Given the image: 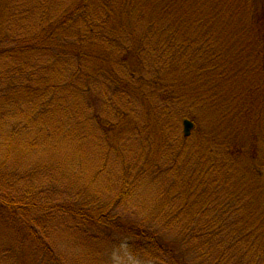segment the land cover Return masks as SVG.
Listing matches in <instances>:
<instances>
[{"label":"rangeland","instance_id":"374dc122","mask_svg":"<svg viewBox=\"0 0 264 264\" xmlns=\"http://www.w3.org/2000/svg\"><path fill=\"white\" fill-rule=\"evenodd\" d=\"M71 3L72 0H8L6 6L0 7L7 43H10V37L36 36L43 26H49L63 15L62 11L70 9L74 5L70 6ZM247 14L246 9L245 17ZM145 18H130L126 29L120 31L110 22V28L114 27L112 31L123 35L121 42L129 49L139 41L148 49L150 41L142 38L147 31ZM12 32L16 35L11 36ZM102 46L111 54L112 69L105 67L103 79L100 77L89 83L91 92L88 98L61 87L73 69L65 57L58 61L51 53L40 54L36 50L19 61L12 58L0 60V86L8 80H23L25 83L29 79L34 88L42 89L40 99L50 98L57 102L77 96V100L68 101L69 105H73L72 112L75 109L77 114L84 115L76 117H84L86 121L85 138L79 139L80 143L53 135L42 148L35 147L34 151L29 150L27 142L14 145L11 164L12 161L20 163L23 171L35 167L31 177L35 183L42 176L60 178L56 189L45 190L47 196L40 200L41 203L60 205L63 202L73 206L66 213L50 207L42 214L39 210L32 214L35 219L38 213L51 216L39 227L38 233L55 251V259L48 257L40 248V242L25 231L18 215L12 217L5 210L9 220L0 219V253L5 251L6 255H0V264H251L250 254L245 253L246 242L250 240L248 232L259 228L257 219L262 208L254 207L255 213L242 208L231 214L241 200L249 206L248 197L254 187L249 182L241 187L244 193L235 198L228 197L233 193L231 184L236 174L247 172L252 166V158L244 152L233 156L234 144H244L247 150L251 145L256 146L264 156V90L255 88L257 81L252 71L246 69L236 75L233 71L224 74L225 77L209 75L213 79L205 75L198 78L196 76L201 72L197 69L209 66L210 53L203 49L200 54L188 55V59L193 58V67L189 66L188 60L182 64L184 72L181 68L177 73L173 72V76L180 77L177 80L171 77L172 74L167 77L165 71L160 84L155 88L148 87L142 101L121 93L120 85L112 82L117 78L129 80L137 86L136 78L134 81L128 78L130 71L126 65L129 60L125 61L123 57L126 51L110 41L104 40ZM142 55L148 56L144 50ZM148 57L144 60L150 62V72L146 75L150 80L159 62ZM244 59L241 55L236 68L246 66ZM224 63V71L230 69L228 59ZM109 74L117 75L107 77ZM137 74L135 72V76ZM176 90L180 94L168 93H177ZM40 99L29 98L28 103L33 104L26 106L25 110H22L25 104L20 105L16 112L0 106V163L8 151L4 137L7 138L9 129L16 124L14 121L28 119L31 108ZM0 103H4L3 98ZM53 110L61 118L64 114H72L70 109L63 112L56 106ZM22 111L25 113L18 119ZM185 119L193 123L188 137L184 135ZM43 121L51 123L53 120L43 116L36 120L37 123ZM35 135L25 134L24 141H31ZM256 139H259V145ZM230 147L232 152L229 153ZM122 189L131 192L120 201ZM0 197H3L2 193ZM229 199L232 201L228 207L217 206L226 212H218L215 217L226 224L212 241L206 237L214 232L211 226L207 227L214 215L210 209L202 212L201 203L204 200L212 208L214 203ZM189 202L194 203L192 211H188ZM79 211L83 212V217L77 215ZM104 214L106 217L96 225L90 223V219L86 221ZM114 218L145 227L149 233L161 236L160 241L166 240L173 245L174 254L158 248L150 237L140 239L122 234L110 222ZM233 221L235 225L230 229L229 223ZM186 230L190 231L189 234ZM262 238L263 235L259 234L257 240H253V249L257 244V248L263 244ZM227 241L231 242L232 250L222 253ZM217 242H220V248ZM260 259L254 264H264V257Z\"/></svg>","mask_w":264,"mask_h":264},{"label":"trees","instance_id":"16d2710c","mask_svg":"<svg viewBox=\"0 0 264 264\" xmlns=\"http://www.w3.org/2000/svg\"><path fill=\"white\" fill-rule=\"evenodd\" d=\"M7 2L8 0H0V7L6 6ZM70 6V9L67 8L65 11H62L63 15L58 20L52 21L49 26H43L37 31L39 33L36 36L29 38L25 36L23 38L10 37V43H7L8 41L5 38L4 34H7L5 20L0 15V60L12 58L19 61L36 50L40 51V54L51 53L58 61L61 60L60 58L65 57L64 59L73 65V69L67 81L60 84H65L61 87H67L65 90L79 92L88 98L91 92V84L89 83L100 77L103 79V69L105 67H109L107 68L109 70L110 68L112 69L110 67L113 65L111 54L102 48L104 40L110 41L120 50L126 51L123 57H125V61L129 60V65H126L128 71H130L128 78L132 81L136 78L135 83H137V86L129 80L121 81L117 78H113L112 82H117V85H120L121 93H128L132 97L136 96V98L144 101L143 99L147 95L148 87L155 88V86H158L161 78L164 77L165 71H167V77L172 74L171 77L177 80L180 77L173 75L180 68L184 72L185 69L182 64L189 60L188 64L192 66L193 62L191 59L193 58L188 59V55L190 56L193 52L200 54L205 49V53H210L208 54L209 66L204 68L200 66L197 70L201 74H198L196 77L200 78L205 75L211 78L209 76L211 74L225 77L224 74L229 75L230 72L234 71L236 75L247 69V71L251 70V74L256 77L257 85L255 88L264 90L262 88L264 87V0H72ZM246 9L248 11L247 17L244 15ZM135 16L136 18H143V20L146 17L145 29L148 32L143 33L142 38L144 41H150L148 49L139 43L140 41L138 44L135 42L133 48L129 49L128 46L121 42L123 35L112 31V29H115L114 27L110 28L111 22L117 25L116 29H119V31L121 28L126 29L130 18H135ZM39 20H42V17ZM12 34L14 32L11 33V36ZM133 37L134 35L131 38ZM11 42L14 45H11ZM142 50L152 57L155 62H159L155 75L150 80L146 78L147 73L150 72V62H145L144 60L146 57H149L145 55L141 56ZM241 55H244L245 61L243 63L246 62V66L236 68L240 63ZM66 57L69 58L67 59ZM227 59L230 65H233V67L227 66L230 68L228 70L231 71H224V68H222V66H225L224 62ZM13 67L17 68V66ZM135 72L138 73L136 76ZM35 73L38 74V70H35ZM116 75L109 74L107 77ZM27 80L25 83L23 80H18L19 82H16L15 79L8 80L4 85L0 86V98L4 99V103H0V106L3 108L8 107V111L16 112L17 107L19 108L20 105L25 104V107L22 109L25 110L26 106L33 104L28 103L29 98H42L40 97L42 89L39 88L38 90V87L34 88L29 83V79ZM103 83L102 81L101 84ZM177 89L179 90L180 88L178 87ZM178 90H176L177 93L174 91L173 93H168L172 95L180 94ZM67 99L57 102L51 101L50 98L40 99V101L35 102V107L31 108L32 110L27 120L14 121L16 124L12 125L9 129L7 138L4 137L8 143V151L0 163V193L3 194V197H0V219L4 221L9 220L8 213H4L5 210L9 211V215L12 217L18 215L19 222H21L25 231L36 242H40V248L48 257L50 256L54 259L56 256L55 251L38 233L39 227L46 223L51 216L47 217L41 214L50 207L60 208L62 213H66L67 210H71L73 204L64 205L63 202L60 205L55 202L50 204L41 203L40 200L47 196L45 190L47 188L56 189L60 178L56 177L53 179L51 177L47 179V177L44 178L42 176V179L40 181L38 179L35 183L31 178L33 176L32 169H35V167H32L31 170L23 171L20 169V163L17 164V162L12 161L11 164V158L15 151L14 145H17V143L24 144L27 142L29 150L34 151L35 147H41L53 135L67 138V140L63 139L75 141L76 143H80L79 139L82 141L85 138V118L76 117L84 115L77 114L75 109V113L72 112L73 105H69L70 101H75L78 98L74 96L67 97ZM80 104L83 109V104L81 102ZM11 105H13V108ZM54 106L60 108L63 112L70 109L72 114H64L65 117L62 116L61 118L53 110ZM245 111L247 112L248 109ZM24 113L25 111H22L18 115V119ZM41 116L52 117L53 121L51 123H45L44 121L37 123V118H41ZM15 118L17 117L15 116ZM27 133H33L34 135L37 133L40 136L35 135L31 141H24L26 139L24 135ZM257 141L259 139H256V144L259 145L260 142L258 144ZM233 148L235 150V155L233 156L244 152L251 157L252 166L247 172L243 171L236 174L233 178V184H231L233 193H230L228 198H235L241 195V192L244 193L241 187L243 188L247 182L252 183L254 187L248 197L249 206L247 207L246 203H243V200H241L237 206H234L233 211L231 210V214L236 213L242 208L249 209L250 213H255L257 211H255L256 208H262L258 213L259 217L257 219L259 228L255 229V231L250 230V233L248 232L250 240L246 242L247 250H245V253L250 254L252 258L250 263L254 264L256 261L261 260V257H264V156L256 146L253 147L251 145L247 150L244 144L236 143ZM230 151L232 152L231 147L229 153ZM129 192H131L130 189H122L119 200H124ZM204 200L201 203L202 212H209L210 209V212L214 215L211 225H207V227L211 226L214 232L213 234H208L206 237L213 241L218 236L217 232L225 229L223 226L226 224L225 221H220V219L215 217L218 212H226V210L217 209V206L228 207L232 200L229 199L227 202L220 204L214 203L213 207H215V210H212L213 207L209 208L207 206L208 202ZM193 204V202L187 204V206L189 205L188 211H192ZM254 207L255 209H253ZM35 210L41 212V214L38 213L36 219L32 216V214H35ZM82 213V211H79L77 215L83 217ZM104 216L106 217L105 214L98 215L94 218H88L86 221L90 219V223L96 225ZM112 220L110 222L122 234L128 236L135 235L140 239L150 237L158 248L166 253H173V245L170 242L163 240V243L159 240L161 236L158 237L154 233H149L147 228L133 224L129 225L119 218ZM188 224H191V221ZM233 225H235L234 221L229 223L230 229H233ZM186 232L189 234L190 231L186 230ZM259 234L263 235V244L259 248H257V244L256 249H253V240L256 241ZM217 246L220 248V242H217ZM231 247V242L227 241L226 248H222L221 252H230L232 250ZM0 255L5 256L6 252L2 251Z\"/></svg>","mask_w":264,"mask_h":264},{"label":"water","instance_id":"95a60500","mask_svg":"<svg viewBox=\"0 0 264 264\" xmlns=\"http://www.w3.org/2000/svg\"><path fill=\"white\" fill-rule=\"evenodd\" d=\"M183 125H184V135L188 137L191 133L193 123L190 120L186 119L184 120Z\"/></svg>","mask_w":264,"mask_h":264}]
</instances>
